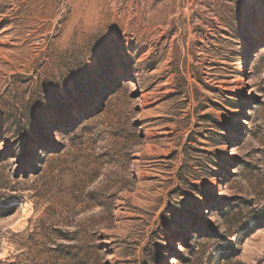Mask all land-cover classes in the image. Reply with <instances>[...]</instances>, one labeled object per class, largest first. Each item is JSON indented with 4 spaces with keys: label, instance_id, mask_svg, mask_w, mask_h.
Segmentation results:
<instances>
[{
    "label": "rangeland",
    "instance_id": "1",
    "mask_svg": "<svg viewBox=\"0 0 264 264\" xmlns=\"http://www.w3.org/2000/svg\"><path fill=\"white\" fill-rule=\"evenodd\" d=\"M262 126L264 0H0V264H226Z\"/></svg>",
    "mask_w": 264,
    "mask_h": 264
},
{
    "label": "trees",
    "instance_id": "2",
    "mask_svg": "<svg viewBox=\"0 0 264 264\" xmlns=\"http://www.w3.org/2000/svg\"><path fill=\"white\" fill-rule=\"evenodd\" d=\"M118 89L116 88L113 91V93H116ZM96 108L97 109H94L88 113L87 121H93L97 117L102 116L106 113V107L104 105H102L101 107H96ZM78 127H79L78 125H73L68 129V132L71 134H74L77 131ZM126 132H128L127 137L131 138L133 134L132 129L130 131L127 128ZM259 133L261 134L260 141L264 143V126L260 128ZM129 141L130 140L127 141V144L129 143ZM43 144H45L43 145V148H49L50 145L51 146L53 145L47 141L44 142ZM8 151H10V148H8ZM25 162L28 163V159H25ZM41 172L42 171L37 170L36 173L34 174L40 175ZM252 176L254 180L255 179L257 180V182H256V188L254 191L255 194L253 195L252 199L248 201V203H245L244 205L245 208L251 209L250 211H248L246 215L245 223L241 224V223L235 222L233 221V218H230V216L228 215H227L228 217L225 216L223 213L224 207H221L220 209L223 210V212L221 213V220H223V227L225 231L221 233L220 229L214 225L212 226L205 225V227L201 229L202 233L203 232L205 233V235L202 236L203 238L204 237L210 238L214 242H217L219 244V249H216L219 252L218 257L216 258V261H221V262H226V264H231L233 261L237 260L240 256V252L237 249V244H234L232 242L233 237L238 235L240 232H245L244 230H246V232H249L251 234L252 232H257V231L264 229V205H262V202L258 197V192H261L264 194V173H261L258 171L256 173H253ZM88 205L90 206V203H88ZM247 209H244V210H247ZM252 221L254 222V225L252 227H249V223ZM244 237L246 236L241 235V238L237 243L241 244ZM60 248H63V247H60ZM55 253L59 254L57 258L58 261L63 262L64 260V261L72 263V259L70 258L69 255L64 256V254L62 255L60 254V252H55Z\"/></svg>",
    "mask_w": 264,
    "mask_h": 264
}]
</instances>
